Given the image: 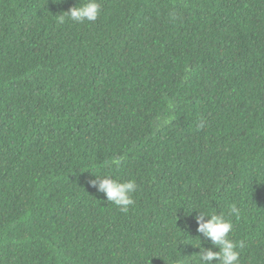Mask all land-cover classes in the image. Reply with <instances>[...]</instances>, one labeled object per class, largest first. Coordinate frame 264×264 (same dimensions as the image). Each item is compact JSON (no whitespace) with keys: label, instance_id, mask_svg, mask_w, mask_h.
<instances>
[{"label":"trees","instance_id":"trees-1","mask_svg":"<svg viewBox=\"0 0 264 264\" xmlns=\"http://www.w3.org/2000/svg\"><path fill=\"white\" fill-rule=\"evenodd\" d=\"M79 2L0 0V264H198L203 213L264 264V0Z\"/></svg>","mask_w":264,"mask_h":264},{"label":"clouds","instance_id":"clouds-1","mask_svg":"<svg viewBox=\"0 0 264 264\" xmlns=\"http://www.w3.org/2000/svg\"><path fill=\"white\" fill-rule=\"evenodd\" d=\"M101 11L102 6L99 0H84L83 3L79 2L77 6L72 7L69 12L57 16V20L61 24L65 23L66 20L76 24L92 23L98 19ZM111 163L119 166L120 159H113ZM97 177L100 178L99 191L106 195L107 201L118 207L122 212H127L134 204L132 197L137 190L136 182L134 180L119 181L112 179L110 176ZM91 184L96 186V181H91ZM240 215L241 210L237 205H231L228 216L239 218ZM205 216L208 217L207 222H201ZM197 223L199 224L198 232L209 238L213 245L219 249L218 252L208 250L206 254L201 249V254L197 255L198 264H210L211 261H218V264H240L241 254L237 249H242L244 244L230 238L233 229L230 219L222 213L219 215L216 213H203L198 218ZM199 247H201V243Z\"/></svg>","mask_w":264,"mask_h":264}]
</instances>
